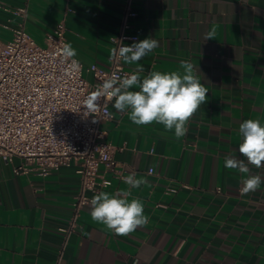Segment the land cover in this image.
Wrapping results in <instances>:
<instances>
[{"label":"crops","instance_id":"obj_1","mask_svg":"<svg viewBox=\"0 0 264 264\" xmlns=\"http://www.w3.org/2000/svg\"><path fill=\"white\" fill-rule=\"evenodd\" d=\"M124 1L0 0V5L25 7L24 30L39 46L62 21L66 43L91 83L85 69L110 67ZM132 6L138 42L159 41L137 62L144 69L141 78L152 71L183 74L180 61L187 60L208 89L207 101L179 139L161 124H134L129 110L120 112L111 101L112 119L102 121L100 130L114 147L123 178L101 167L111 185L86 196L130 190L129 201L141 200L149 222L117 236L92 221L89 203L57 264H264V182L241 196L245 174L224 167L229 154L247 163L238 152L239 125L246 119L264 125V0H132ZM7 18L11 27L20 21L0 9V24ZM9 36L0 28V37ZM122 63L131 73L137 67ZM20 163L0 159V264H56L63 243L57 229L70 215L78 176L72 164L46 178L17 174ZM249 168L264 180V168ZM133 173L148 183L129 189L124 180Z\"/></svg>","mask_w":264,"mask_h":264},{"label":"built area","instance_id":"obj_2","mask_svg":"<svg viewBox=\"0 0 264 264\" xmlns=\"http://www.w3.org/2000/svg\"><path fill=\"white\" fill-rule=\"evenodd\" d=\"M0 9L20 18L16 27L10 26L9 18L0 24L1 30L10 34L8 39L0 37V159L10 163L18 158L21 163L15 168L17 174L32 173L41 178L72 164L79 180L70 215L57 229L63 238L57 264L68 237L78 228L80 211L91 201L86 192L111 185L99 169L110 172L112 178H123L113 158L114 147L103 140L100 130L102 121L112 119L111 101L101 98L99 110L90 112L84 100L113 74L123 78L132 73L124 68L122 60L110 58L107 71L93 65L85 69L93 77L90 83L82 67L73 71L70 60L62 55L66 43L62 21L39 46L24 30L25 7L0 5ZM136 17L132 0H125L113 49L138 42L132 30Z\"/></svg>","mask_w":264,"mask_h":264},{"label":"clouds","instance_id":"obj_3","mask_svg":"<svg viewBox=\"0 0 264 264\" xmlns=\"http://www.w3.org/2000/svg\"><path fill=\"white\" fill-rule=\"evenodd\" d=\"M213 32L206 33L204 39L212 38ZM158 47V40L146 38L130 46L122 44L119 49H112L110 58L137 67L123 78L116 74L106 78L86 97L84 107L95 112L99 110L101 98L114 100L113 107L120 112L129 110V118L134 124H161L167 131L174 130L177 139L184 137L190 119L206 103L208 89L201 83L196 65L187 60L180 61L183 74L152 71L141 78L144 69L137 62ZM61 52L66 60H70L73 71H78L81 66L74 59L77 53L72 44L64 43ZM239 135L242 142L238 152L247 163L245 159L229 154L224 158V167L245 174L243 186L239 189L240 195L244 196L256 191L264 182L260 174L251 173L249 168V165L264 168V125L258 119H246L239 125ZM124 182L129 189H138L148 183L144 177L137 178L135 173L126 176ZM131 195L130 190L95 194L90 201L92 221L104 225L117 236H127L138 227L146 226L149 217L144 214V204L138 198L129 201Z\"/></svg>","mask_w":264,"mask_h":264}]
</instances>
